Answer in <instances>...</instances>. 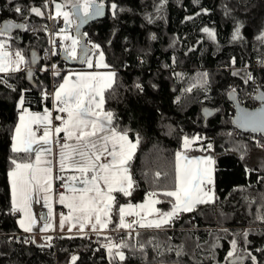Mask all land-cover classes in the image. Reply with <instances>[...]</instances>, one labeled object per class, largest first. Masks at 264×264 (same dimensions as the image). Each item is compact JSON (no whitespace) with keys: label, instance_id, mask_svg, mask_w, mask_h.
I'll return each instance as SVG.
<instances>
[{"label":"snow or ice","instance_id":"1","mask_svg":"<svg viewBox=\"0 0 264 264\" xmlns=\"http://www.w3.org/2000/svg\"><path fill=\"white\" fill-rule=\"evenodd\" d=\"M6 3L22 20L3 19L0 23V85L15 92V85L9 81L24 73L25 78L39 88L42 105L41 111H33L27 97L31 89L20 90L16 103L17 122L10 135L11 155L7 171L10 200L4 215L16 217V225L25 235L23 240L12 236L8 242L15 240L35 245L43 251L53 249L56 239H91L95 235L97 243L106 250L109 264H127L130 255L137 258L140 264H186L184 257H189L193 264H203L196 258L194 250L189 251L183 242L173 243V238L166 234L175 228L183 214L195 213L201 206L217 202L215 158L211 155H189L194 150L210 151L212 144L205 147L202 143L205 138L199 135L183 136L181 147L174 155L171 186L156 187L145 193L142 202L133 203L138 188L133 162L141 138L139 133H135L133 138L130 128H121L116 113L106 107L115 91L118 73L107 62L102 45L91 40L86 31H81L90 20L103 17L106 9L114 20L132 9L121 7L115 0L111 3L105 0H43L39 7L25 6L14 0H6ZM193 3L199 4V0H193ZM167 4L168 0L154 3L157 15L145 13V22L153 24L163 19L159 14ZM202 13L207 14L208 10L201 9L196 15ZM33 16L51 21L52 27L31 24ZM185 19L192 20L194 17ZM17 31L34 35L43 32L49 45L44 50L45 55L40 57L33 50L27 56L24 49L18 46L20 37ZM201 31L216 40L214 29L204 27ZM148 38L151 41L158 39L155 33ZM231 39H243L240 26L234 29ZM257 39L264 41V34ZM111 43L109 40L108 44ZM174 44L175 41L172 46ZM57 56L79 63L83 66L82 70L62 69L57 63H40ZM140 62L143 63V59ZM172 62L174 65L175 57ZM258 63L264 69V58ZM231 64L235 66V58ZM37 72L51 73L57 81L52 91L38 81ZM200 75L208 77L207 72ZM232 75L240 76L241 70L233 71ZM243 81L245 84L250 81L255 83L247 65L243 70ZM203 83L206 84L207 80ZM134 88L141 93L144 91L140 82L134 83ZM185 91L191 92L192 87ZM234 93L233 88L229 95ZM255 98L261 101V108L246 113L242 126L264 133V91H258ZM205 114H210L207 109ZM198 143L200 147L194 149L193 146ZM160 175V172L155 173L157 178ZM57 182L63 191L56 189ZM41 202L47 212L37 214L34 205ZM255 203L252 200L249 206ZM163 204L169 205L167 210L158 206ZM56 205L66 211L58 212ZM254 222L264 225V202L256 209ZM222 231L229 234L228 229ZM252 231L247 229L232 234L230 250L224 258L227 264H242L244 257L238 255V249L241 241L245 248L250 244L248 237ZM57 232L60 235H56ZM146 233L151 234L147 239L144 238ZM161 234H165L166 239L161 240ZM37 235L40 236L39 242ZM209 235L212 236V233ZM220 239L217 235L208 244L209 258L214 259L215 249L221 246ZM203 248L197 238L195 249ZM256 251L264 252V249ZM247 256L252 264H259L251 252H247ZM78 260L79 255L73 253L68 264H77Z\"/></svg>","mask_w":264,"mask_h":264},{"label":"trees","instance_id":"2","mask_svg":"<svg viewBox=\"0 0 264 264\" xmlns=\"http://www.w3.org/2000/svg\"><path fill=\"white\" fill-rule=\"evenodd\" d=\"M14 2L38 7L43 4V0ZM105 2L111 3V0ZM115 2L132 11L120 14L118 20L107 12L105 19L89 25L85 31L91 40L102 45L107 62L118 73L115 91L106 107L116 113L121 128H130L133 138L135 133H139L141 138L133 162L138 188L132 202H142L145 193L156 187L171 186L174 155L181 147V138L199 135L205 138L202 141L205 147L209 143L213 146L210 151L216 160L214 180L218 200L214 205L201 206L195 213L183 214L175 228L166 235L173 238V243L183 242L189 251L194 250L196 258L203 264H227L224 258L230 250L232 234L252 229L248 237L250 244L245 248L241 241L238 255L244 257L242 264H252L247 252L255 255L259 264H264V252L256 251L264 249V225L254 222L256 209L264 202V148L258 147L248 134H235L232 126L234 107L228 97L234 88L240 102L254 108L257 88L264 89L262 68L253 69L255 83L245 84L243 81L245 66L248 68L254 60L264 58V41L257 39L264 34V0H199V4H194L193 0H168L164 11L159 14L164 18L153 24L145 22L144 14L157 15L154 3L159 0ZM0 5H3L0 23L3 19L21 22L22 18L11 11L12 6L6 0H0ZM201 9H207L208 13L197 16ZM189 16L194 19L186 20ZM30 23L37 27L51 25V21L35 16ZM237 26H240L243 39L232 41ZM204 27L215 30V41L201 31ZM151 33H155L158 39L151 41L148 38ZM16 34L20 37L18 46L27 56L31 50L42 55L43 50L49 47L43 32L34 35L17 31ZM233 58L235 66L231 64ZM54 63L62 69H82L60 63L59 56L55 57ZM165 65L169 67L165 68ZM235 70H241V75L233 76ZM204 72L208 73L207 78L200 75ZM176 73L182 75L177 76ZM37 79L48 90L52 83L54 86L57 83L55 79L53 82L50 72H37ZM205 79L206 84L203 83ZM9 82L17 91L0 85V264H68L73 253L79 255L77 264H109L106 250L100 247L97 238L94 241L56 239L53 249L43 251L35 245L8 242L10 237L22 233L16 225V217L4 215L10 200L7 178L10 135L17 122L16 103L20 90L31 89L27 93L31 109L42 110L40 90L26 83L24 73L17 74ZM136 82L144 85L142 93L134 88ZM189 87L192 91H185ZM48 106L51 107V102ZM204 109L214 112L208 120L202 113ZM193 147L198 149L200 145ZM156 172L161 173L160 177H155ZM252 200L256 203L250 207ZM158 206L165 210L169 207L167 204ZM223 229H228L229 234H225ZM150 235L146 233L144 238ZM166 235L161 234L160 239H166ZM217 235L221 237V246L215 249L214 259H211L208 244ZM197 238L204 245L203 250L195 249ZM149 256H152L151 250ZM184 260L186 264H193L189 257H184ZM127 264H140V261L130 255Z\"/></svg>","mask_w":264,"mask_h":264},{"label":"water","instance_id":"3","mask_svg":"<svg viewBox=\"0 0 264 264\" xmlns=\"http://www.w3.org/2000/svg\"><path fill=\"white\" fill-rule=\"evenodd\" d=\"M107 12L108 11L106 9V14L103 17H98V18H96L94 20H90L87 24H85L81 28V31H85V29L89 25H91V24H93V23H95L97 21L105 19L106 16H107ZM32 51L33 50L30 51V54H31ZM35 51H36L37 55L41 57V54L37 50H35ZM30 54H29V56H30ZM59 62L68 64V65H70L72 67H79V68L83 67L79 63L72 62V61H65L62 56H59ZM40 63H42V61ZM25 80H26V83L29 84L30 86L36 87L31 81L27 80L26 78H25ZM258 91H264V89H262L261 87H258L256 92H255L254 100H255V102H257L259 104V106L256 107V108H249V107H246L244 104H242L240 102V100L238 98V94L236 92L234 94H232L231 96L229 95L228 97H229V100H230V102L232 103V105L234 107V116L232 118V126L235 129H237L238 131L242 132V133H246V134L250 133V134L260 135V136L264 137V133H261V132H258V131L254 132V131H252V129L250 127L242 126L243 123H244V118H245V114L246 113H253V112H256L258 109L261 108V101H259L258 99L255 98L258 95ZM207 110H208V113H210V114L206 115L205 114V109L202 111V113H203V115H204L206 120H208L214 114L213 111H211L209 109H207Z\"/></svg>","mask_w":264,"mask_h":264},{"label":"built area","instance_id":"4","mask_svg":"<svg viewBox=\"0 0 264 264\" xmlns=\"http://www.w3.org/2000/svg\"><path fill=\"white\" fill-rule=\"evenodd\" d=\"M62 23H63V22L61 21V22H60V26H62ZM51 27H52V23H51V25H50V28H51ZM48 48H49V47H48ZM46 49H47V48H46ZM44 55H45V52H44V50H43L41 57H43ZM259 60H260V59H256V60H254L253 64H252L250 67H248L247 70L250 71V72L252 73V72H253V69L261 68V67H260V64L258 63ZM45 61H48L47 64L50 65L51 63H54V61H55V57H51L50 59L45 60ZM50 75H51V73H50ZM51 76H52V75H51ZM52 78H53V77H52ZM53 82H54V78H53ZM53 88H54V85H53V83H52V86H51V88H50L48 91H52ZM255 103H256L255 106L258 107L259 104H258L257 102H255ZM256 107H254V108H256ZM235 130H236L235 134H236L237 136H241V135H243V134H246V133H242V132L238 131L237 129H235ZM247 134H248V133H247ZM248 138H251V140H252L254 143H256L258 147H260V148H264V147H261V146H260V145H264V140H263V141L261 140V138L264 139V137H262V136H260V135H254V134H250V133H249V134H248ZM257 142H259V144H258ZM57 190H58V191H63V189H61L60 187L57 188ZM24 235H25V234L22 232L21 234H18L17 236L20 237L21 240H23ZM89 240H92V241L96 240V236L93 235L92 238L89 239ZM12 242H15V240H13ZM53 243H54V241H53ZM19 244H23V243H19Z\"/></svg>","mask_w":264,"mask_h":264},{"label":"crops","instance_id":"5","mask_svg":"<svg viewBox=\"0 0 264 264\" xmlns=\"http://www.w3.org/2000/svg\"><path fill=\"white\" fill-rule=\"evenodd\" d=\"M80 70H82V69H80ZM75 71H79V70H75ZM61 135H62V134H61ZM189 155H191V156H201V155H203V156H208V155H211V156H213V157L215 158L214 153L211 152V151H208V152H205V153H195V152H193V153H189ZM214 179H215V173H214ZM57 188H59V182L56 183V189H57ZM56 210H57L58 212H59V211H66V210L63 209L60 205H56ZM34 211H35L37 214H39V213H46V212H47V209L44 208V207L42 206V202H41V204H35V205H34ZM55 234H56V235H60L59 232H57V233H55ZM36 239H37V241H38V240L40 239V236L37 235Z\"/></svg>","mask_w":264,"mask_h":264},{"label":"rangeland","instance_id":"6","mask_svg":"<svg viewBox=\"0 0 264 264\" xmlns=\"http://www.w3.org/2000/svg\"><path fill=\"white\" fill-rule=\"evenodd\" d=\"M83 68V67H82ZM73 71H75V70H73ZM195 151V150H194ZM194 151H191V152H189V153H193ZM40 241V239L38 240V242Z\"/></svg>","mask_w":264,"mask_h":264}]
</instances>
